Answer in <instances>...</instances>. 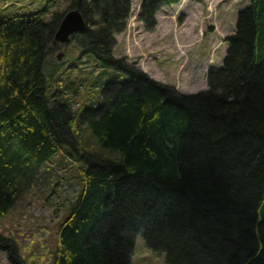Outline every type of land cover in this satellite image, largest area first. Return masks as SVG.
<instances>
[{
    "label": "trees",
    "instance_id": "16d2710c",
    "mask_svg": "<svg viewBox=\"0 0 264 264\" xmlns=\"http://www.w3.org/2000/svg\"><path fill=\"white\" fill-rule=\"evenodd\" d=\"M54 1L0 0L39 5L0 15V219L66 156L82 164L80 190L54 264H131L138 237L163 264H264V0L237 14L222 67L195 95L114 58L130 0H71L86 28L65 46L54 40L63 14L44 19ZM180 1L143 0L138 20L151 32L155 13ZM71 44L101 70L85 86L91 99L100 87L99 102L75 114L44 70ZM77 120L117 157L80 149ZM0 248L24 264L12 241L0 237Z\"/></svg>",
    "mask_w": 264,
    "mask_h": 264
},
{
    "label": "rangeland",
    "instance_id": "374dc122",
    "mask_svg": "<svg viewBox=\"0 0 264 264\" xmlns=\"http://www.w3.org/2000/svg\"><path fill=\"white\" fill-rule=\"evenodd\" d=\"M70 1L55 0L51 3L45 21H49L53 14H64ZM141 1L130 0L126 29L115 36L114 58L181 95L206 91L207 72L211 67L222 66L228 48L224 40L233 34L237 14L247 8L248 1L182 0L155 13V26L151 32L146 31L137 18ZM38 6L28 3L10 7L0 5V15L9 11H34ZM81 52L71 44L64 50L63 61L50 59L44 69L48 76L54 70L50 79L53 83L49 84L54 90L65 91L64 96L70 100L74 114L94 101L99 102L96 95L100 87L92 88L94 99H91L85 96V86L88 81L97 80L101 70L93 67L90 59ZM79 57L80 62L77 60ZM109 75L104 77L107 82L112 79ZM71 84L79 85L77 94L72 92V87L66 90V86ZM75 127L80 149L105 159L117 157L102 150L78 120ZM79 168H82L81 163L66 156H56L43 168L41 179L33 189L0 219V237L14 243L24 264H54L59 228L68 216L69 204L80 190ZM8 253V250L0 248V264H11ZM131 264H163V259L147 251L141 237H138Z\"/></svg>",
    "mask_w": 264,
    "mask_h": 264
},
{
    "label": "water",
    "instance_id": "95a60500",
    "mask_svg": "<svg viewBox=\"0 0 264 264\" xmlns=\"http://www.w3.org/2000/svg\"><path fill=\"white\" fill-rule=\"evenodd\" d=\"M86 28V23L77 10L67 11L59 24V27L55 33L54 40L60 45H67L70 37L82 33ZM64 57L62 52L56 55V60L61 61Z\"/></svg>",
    "mask_w": 264,
    "mask_h": 264
}]
</instances>
